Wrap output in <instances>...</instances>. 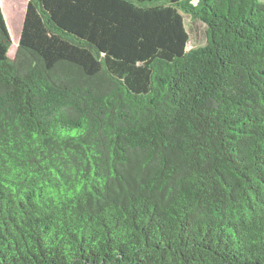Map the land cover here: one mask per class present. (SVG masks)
I'll return each mask as SVG.
<instances>
[{
	"label": "trees",
	"instance_id": "trees-1",
	"mask_svg": "<svg viewBox=\"0 0 264 264\" xmlns=\"http://www.w3.org/2000/svg\"><path fill=\"white\" fill-rule=\"evenodd\" d=\"M12 45L0 4V264H264V2L30 0Z\"/></svg>",
	"mask_w": 264,
	"mask_h": 264
},
{
	"label": "rangeland",
	"instance_id": "rangeland-1",
	"mask_svg": "<svg viewBox=\"0 0 264 264\" xmlns=\"http://www.w3.org/2000/svg\"><path fill=\"white\" fill-rule=\"evenodd\" d=\"M17 5V15H12V10L15 13V8L12 7V0H0L1 7L3 9L6 22L11 34L13 45L11 46L9 55L13 57L16 52V48L19 42L21 28L25 16V11L27 9L30 0H16ZM264 2V0H261ZM184 20L189 32V42L187 45V51L193 48H198L204 46L207 42V26L202 21L194 20L191 16L184 14Z\"/></svg>",
	"mask_w": 264,
	"mask_h": 264
}]
</instances>
